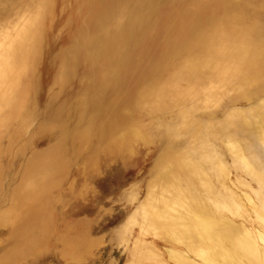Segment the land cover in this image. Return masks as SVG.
Returning <instances> with one entry per match:
<instances>
[{
	"label": "bare ground",
	"instance_id": "obj_1",
	"mask_svg": "<svg viewBox=\"0 0 264 264\" xmlns=\"http://www.w3.org/2000/svg\"><path fill=\"white\" fill-rule=\"evenodd\" d=\"M49 2L38 0L21 11L15 8L9 20L0 22V106L13 101L11 95L25 74L22 66L41 43L44 18L51 14ZM80 2L93 14L95 31L84 30L68 53L78 57L74 48L84 42V57L102 62V75L120 77L115 83L124 71L150 75L143 76L147 79L141 100H160L162 93L169 92H157L160 79L176 95L177 112L165 126L166 143L156 145L141 174L120 189L127 206L122 229L138 228L123 264H165L162 255L155 253L160 247L174 264H264L261 26L256 20L245 23L242 5L236 2L233 10L232 0ZM0 6L8 4L0 0ZM149 44H156L158 51L146 52ZM132 59L136 61L133 68ZM67 68L62 64L61 77ZM180 82L186 83L183 90ZM99 97L92 96L96 104ZM245 99L249 103L242 105ZM105 119L98 134H108L117 146L130 136L150 141L141 122L118 116L116 108ZM78 132L83 141L88 138L85 128ZM37 160L34 156L29 166L47 170L53 161L50 157ZM18 191H13L14 203L1 218L14 211ZM147 234L158 241H146Z\"/></svg>",
	"mask_w": 264,
	"mask_h": 264
},
{
	"label": "rangeland",
	"instance_id": "obj_2",
	"mask_svg": "<svg viewBox=\"0 0 264 264\" xmlns=\"http://www.w3.org/2000/svg\"><path fill=\"white\" fill-rule=\"evenodd\" d=\"M5 1L8 7L0 6V22L9 20L15 8L21 11L38 2ZM49 1L51 14L42 24L37 56L34 53L23 64L25 74L11 95L13 101L0 106V264H123L138 228L122 229L127 206L120 189L141 174L156 145L166 143L165 126L177 112L176 95L160 79L157 92H169L162 93L160 100H141L143 80L150 75L124 71L126 79L115 83L120 77L102 75V62L84 57V42L74 48L78 57L72 56L67 51L78 45L82 32L95 31V18L81 8L80 0ZM236 2L243 7L245 23L256 20L264 38V0H232L233 10ZM145 51L156 53L157 45L149 44ZM135 63L132 59L130 67ZM62 64L68 65L63 77ZM179 87L183 90L186 83L180 82ZM94 93L100 95L97 104ZM248 103L249 99L242 101ZM114 108L118 116L141 122L150 141L130 136L117 146L108 134L100 136L99 125ZM84 128L85 141L77 133ZM34 156L50 157V168L29 166ZM16 188V207L1 218L14 203ZM145 236L148 242L158 241L151 234ZM155 253L162 255L165 264H174L161 247ZM72 256L82 259L72 260Z\"/></svg>",
	"mask_w": 264,
	"mask_h": 264
}]
</instances>
